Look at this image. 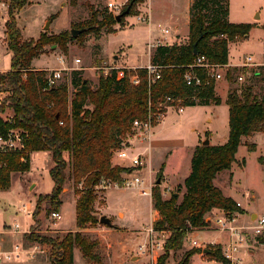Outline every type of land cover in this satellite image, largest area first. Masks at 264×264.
<instances>
[{
    "label": "trees",
    "instance_id": "1",
    "mask_svg": "<svg viewBox=\"0 0 264 264\" xmlns=\"http://www.w3.org/2000/svg\"><path fill=\"white\" fill-rule=\"evenodd\" d=\"M144 1L127 0L123 10L129 7L128 15H136L137 6ZM26 2L9 0L7 7L8 19L4 26L10 52L9 70L0 73V87L9 95L0 109L9 107L13 111L14 123L5 128L25 129L28 139L20 151L0 152V190L9 189L12 172L23 173L30 169V153L48 152L52 162L48 173L53 188L50 193L38 195L32 218L36 222L40 202L44 198L48 199V206L44 209L46 216L58 211L62 203V189L70 178L73 187L80 182L86 187V190L76 192L75 221L76 228L80 230L62 235H34L29 232L24 237L48 249L50 264H75V247L79 249L81 257L97 262V242L81 229L95 221L91 214L95 200L93 186L101 178L118 180L120 172L124 170L122 166L111 163L112 152L133 137L132 122L145 119L149 110L156 111L157 104L165 97L181 98L184 107L219 104L220 98L215 94L212 80L195 87L185 84V66L192 62L194 49L212 63H227L228 44L237 36H247L252 24L228 20L229 0H191L187 40L157 45L150 53V63L161 67L158 78H149L144 67L112 68L97 79L95 86H91L81 70H73L68 82L64 76L56 84L47 86V70L32 68V60L42 53L46 45L57 44L65 53L72 37L67 33L42 32L35 39L23 40L14 13ZM98 8V5L88 3L86 26L73 24L74 27L84 28L77 39L87 34L100 39L103 34L112 33L113 26L125 18L116 22L114 13L106 8ZM261 66L251 69L250 74L245 73V80L227 91V140L217 145H202L200 142L193 148L189 173L182 182L184 192L181 199L178 200L179 188L171 192L168 198H163L160 183L152 186L150 201L158 214L152 227L169 232L156 264H165L169 254L181 248L187 232L207 227L206 215L211 210L218 209L224 214L243 211L232 198L223 195L213 179L220 171L230 169L242 136L264 132V70H261ZM196 72L205 78L202 71ZM235 72L246 71L228 69L226 78L230 82L235 81ZM22 73L25 74L24 78ZM133 74L139 78L136 85L130 82ZM246 146L248 151L255 149L254 144ZM258 160L264 167V158L259 157ZM256 239L264 244V237ZM196 253L210 256L223 264L228 263L221 255V246L217 245L204 249L193 247L183 254L179 264H187L188 258Z\"/></svg>",
    "mask_w": 264,
    "mask_h": 264
},
{
    "label": "rangeland",
    "instance_id": "2",
    "mask_svg": "<svg viewBox=\"0 0 264 264\" xmlns=\"http://www.w3.org/2000/svg\"><path fill=\"white\" fill-rule=\"evenodd\" d=\"M2 2L9 0H0ZM89 1L94 5H98V9L102 10L106 8V3L111 1L116 4H123L125 0H27L21 8L17 9L14 13L15 22L17 27L21 31V38L28 40L30 38H37L40 33L46 32L47 34L67 33L70 34L72 28L80 29L86 26V21L89 18V12L87 9ZM185 0H179L177 4L173 6V12L176 16L172 22L179 23V32L185 33V26L183 25L182 9ZM127 2V1H126ZM232 7L231 17L235 20L240 19H252L253 12L260 10L264 18V0H229ZM0 5V73H5L9 70V57L10 52L7 49V35L5 32V22L8 19L7 7ZM137 6L138 13H141ZM124 8V4L121 12ZM108 11H111L107 9ZM112 12V11H111ZM117 12V13H119ZM116 14L115 12H112ZM175 15V14H174ZM49 22L48 29L45 30V24ZM73 24H80L81 27H74ZM120 28L117 34L102 38L106 34L102 35L100 44H104V53L106 57L102 56L100 52L101 46L98 44L99 39H95L89 34L83 35L81 39H77L76 36H71L67 44V50L63 53L57 44L46 45L42 53L31 62V67L34 69L48 70L53 68L66 67L61 72V78L67 77L66 81L70 80L73 70H81V74L84 78L89 80L91 86L97 84V79L101 75H106L109 71L104 69L106 67L116 64L113 55H116L118 46L123 48V51L127 54H133L134 58L139 63L146 62L147 59V46L145 44V38L139 37V29L144 28V24L137 22L134 15L125 16L121 23H116ZM103 30V29H102ZM177 34L175 39L178 42H185L187 39L184 35ZM71 35V34H70ZM242 36L234 38L233 43L229 45V56L236 55L242 58L244 54L253 57V54L260 57L264 53V33L261 34L259 30L253 29L249 34L248 40L241 41ZM173 37L166 42L171 43ZM153 48H151V52ZM150 52V53H151ZM78 58L79 63H75L74 59ZM264 70V65L261 66ZM240 72L233 74L234 82H230L226 78L220 80L215 84V94H227L230 88L237 87L239 85L237 76ZM60 78V79H61ZM59 79V80H60ZM58 80V81H59ZM245 80V79H244ZM57 81V82H58ZM72 91V87L70 86ZM218 96V95H217ZM209 105V104H208ZM198 107H184L182 111L178 110L177 106L164 108V115L161 121L158 123L157 148L153 149L152 154L144 159V172L142 177L145 181V185L150 181L151 189L155 184V181L159 178L161 195L163 198H168L171 192L180 189L178 200L181 199L184 188L182 182L189 173L191 147L198 143V140L202 142L207 137L214 139H222L227 137L228 133V119L225 115L224 104L216 108L218 110V117H215L212 122L208 119L211 117L210 110H206L203 107L205 105H197ZM10 109H3L0 111V115L5 116L10 114ZM200 142L198 144H200ZM138 149L144 147L143 144L138 143ZM171 151L167 152V151ZM245 158V166H242V158ZM259 152L247 151L242 145L236 159L231 164L230 171L232 172L231 183L235 184L239 191L235 192L238 196H241L247 184L254 185L255 198L246 203H251V206L258 213V216L264 215V180L258 182V174H264V167L258 160ZM122 161L120 158L115 157L114 162ZM161 162H166L169 174H174V179L178 182L169 184V186H163L165 182L164 176H158L157 174L161 170ZM52 162L48 152L37 151L31 161L30 169L23 172L22 175L14 173L11 176L10 187L7 190H1L0 192V210L7 208L8 211H2L1 215L3 221L8 230L4 231L9 233L6 236L18 239L15 242H19V254L13 256L10 260H4V264H50L48 259V249L38 244L36 241H30L29 238H25L23 235L22 241L19 240L21 235H10L9 230L17 222L19 230H23L28 218L23 212L17 211L18 200L28 201L36 196V199L40 193L49 191L53 186V181L49 176L48 169ZM153 169L152 177H148L143 174H148V171ZM166 169V170H167ZM219 174H225L228 176V170H223ZM20 176V177H19ZM229 180L228 177L224 178ZM216 182V181H215ZM217 183V182H216ZM109 189V199L106 200V191ZM108 189H92L95 200L92 204L91 214L94 216L95 221H91L84 225L81 231L87 234L92 240L97 242V250L99 253V261L90 262L87 259L81 257V253L77 247L74 248V262L75 264H152L151 256L148 254L141 255L138 252L137 247L143 243L146 228L149 226V198L146 195L138 194L135 189H122L109 187ZM86 187H73L72 180L68 178L62 189L60 195L63 207L61 206L58 212L60 219H54L45 215V208L47 200L40 202V210L35 219L32 218V223L29 227L32 234L40 235H62L68 231L80 230L76 228L75 212L72 208V200H76V192L84 191ZM236 194V195H237ZM42 196V195H41ZM62 204V203H61ZM75 206V203H74ZM119 209H122L126 216L124 222H122V213H118ZM33 211V209H32ZM32 211L30 213L32 217ZM222 213V211H221ZM106 216L110 219L112 225L107 226L99 222L100 216ZM217 215V213H213ZM257 217V216H256ZM252 220H248L245 226H249V230L245 231L244 240L240 244L237 257L246 264H264V244L257 241V237H264V228L256 230L253 228L255 223ZM120 220V221H119ZM119 222V223H118ZM123 224H121V223ZM119 224V225H117ZM122 226V227H121ZM135 228V229H134ZM137 228V229H136ZM134 229V230H133ZM205 230L202 233L195 234L193 238L198 242L204 240H210L213 238L217 230L213 228L202 229ZM29 234V233H28ZM31 234V235H32ZM15 239V238H14ZM13 242L11 249L13 250ZM122 244L129 246L128 253L133 254L136 258L123 260L120 256V250L118 249ZM219 244H215L217 246ZM209 246L208 248H212ZM193 248L188 241L184 239V242L180 249L169 254L165 260V264H179L183 258V254L186 251ZM162 252V250L160 251ZM161 254V253H159ZM32 255V256H31ZM138 256V257H137ZM140 258V259H138ZM219 261L212 260L210 256H206L202 253H198L188 258L187 264H218Z\"/></svg>",
    "mask_w": 264,
    "mask_h": 264
},
{
    "label": "built area",
    "instance_id": "3",
    "mask_svg": "<svg viewBox=\"0 0 264 264\" xmlns=\"http://www.w3.org/2000/svg\"><path fill=\"white\" fill-rule=\"evenodd\" d=\"M7 1H0V5H7ZM107 9L112 12H119L123 4H116L111 1L106 3ZM135 20L140 23H148V17L137 13L134 15ZM158 30L161 32V36L155 39L154 42L147 43V51L151 52V48H155L157 45L169 44L167 41L168 29L162 26H158ZM79 59H74L75 63H79ZM262 64L257 63L252 56L244 54L240 62L232 64L227 61L225 64L212 63L203 54H195L192 62L185 66L183 73V79L187 86H200L202 83L208 80H212L214 84L226 78V73L230 68L245 69L246 72H240L237 76L238 83H242L245 79L246 74H250V70L261 66ZM117 67H106L104 69L110 70ZM147 70L148 77L151 79H156L159 77L160 66L151 64L150 61L144 66ZM66 67L53 68L48 70L46 76V85L51 86L57 83L61 78V72L65 70ZM135 69V68H131ZM200 70L204 73L205 78L199 75L196 71ZM246 73V74H245ZM22 78L25 74L22 73ZM139 78L136 74L130 77V82L132 85L138 84ZM9 92L0 87V108L5 103ZM177 106L179 111H182L184 106L181 104V98L165 97V99L157 104L156 111H148L147 116L143 120H134L132 122V127L134 129V135L131 137L125 145L118 148L112 152V155H116L121 160L127 161L125 165H120L124 168L119 174L118 180H110L106 178H101L93 186L94 189H108L109 187L122 188V189H135L138 194L151 196V185L150 181L145 185V181L142 177V169L144 167L145 154L150 146L151 138L153 135L154 126L162 119L164 115V108ZM5 109H10L5 107ZM1 111V109H0ZM11 113L5 116L0 115V152H14L20 151L24 148L25 142L28 139V132L20 127H7L6 125H12L14 123L13 111L10 109ZM62 122H60L61 124ZM131 140H136V147L139 144H143L144 147L135 150V147ZM82 183H78L77 187H81ZM239 206V203H236ZM237 212L232 214H224L223 212L218 215L207 214L206 221L208 226L204 229L213 228L218 232H223L227 234L226 242L221 246V255L228 262L227 264H244L241 259L237 257V253L240 248L241 242L244 240L245 231L249 230V226L236 224ZM50 216L54 219H60L61 215L58 212H51ZM255 226L254 229L259 230L264 228V215L257 216L253 221ZM19 231L18 223L15 222L13 227L9 230L11 233H16ZM30 231H26L29 233ZM191 232H187L185 235V240L190 243L192 247L208 248L209 246H214L215 243L212 241L208 242H197L193 240L190 236ZM169 232L167 230H154L152 224L146 228L144 242L141 243L137 249L141 255H150L152 259V264H156L157 258L161 253L165 239L168 237ZM19 245L15 244L13 250L10 252H5L0 246V257L7 260L11 259L13 256H18ZM32 256V255H31ZM218 264H223L221 261Z\"/></svg>",
    "mask_w": 264,
    "mask_h": 264
},
{
    "label": "crops",
    "instance_id": "4",
    "mask_svg": "<svg viewBox=\"0 0 264 264\" xmlns=\"http://www.w3.org/2000/svg\"><path fill=\"white\" fill-rule=\"evenodd\" d=\"M126 1L127 0H125L123 2V4H125ZM190 1L191 0H185L184 3L182 4L183 5V9L182 10L183 11H182L181 16H182V19H183V25L185 26V33L184 34H181L179 32V28H178L179 23L178 22H172L173 19H174V16H176L175 11L173 12V6L175 4H177L179 2V0H145L143 3H141V6L139 7V9L141 10V14H143V15L148 17V23L147 24L142 23L145 26H144L143 29H139L138 30V32L140 33V35L138 34V36L139 37H143V38L146 37L145 38L146 46H147V43L154 42L155 39H157V38H159L161 36V32L158 30V26L159 25L168 29V34L166 36L167 40L173 37L174 39H173L172 42H176L177 40L175 39V36L177 34L184 35L185 38L187 39L188 22H189L188 9H189V5H190ZM83 3L92 4L89 1H85ZM231 14H232V7H231V4L229 2L228 20L230 22H232V23H250V24H252L247 36L241 37V40L236 42V43H241V41L243 42V41L248 40L249 34L253 31V29L259 30L261 34L264 33L263 32L264 18L262 16V12L260 10H256V11L253 12L252 19L235 20V19H233L231 17ZM113 28H114V31L112 33L106 34L102 38H104V37L107 38L109 36H113V35L117 34V31L120 28L118 27L117 24H115L113 26ZM102 38L99 39V41H98L99 43L98 44L101 46L100 52L102 53V56L106 57V53H104V51H105L104 50L105 47L103 46L104 44H100V41L102 40ZM230 43H233V42H230ZM230 43L228 44V60L227 61L232 63V64H235V63L240 62L241 58L237 57L236 55L229 56V45H230ZM119 46H121V45H119ZM119 46L117 47L118 50L116 51L117 52L116 55L112 56L113 59H115V62H116V64H114L113 67H117V68L144 67L150 61V53H147L146 62L139 63V61H137V59L134 58V55L132 53L131 54H128V53L126 54L123 51V54H121V51H122L123 48H120ZM253 57H254V60L257 63L264 65V53L260 57H258L255 54H253ZM217 82H219V81H217ZM216 95H218V97L220 98V103L219 104H209V105H205V106H200V107H203L205 109V111L208 110V109L210 110V115L209 116H211V117L208 119L209 122H212V120L215 117H218V115H217L218 114V110H216V108L220 107L221 104H224V107H225L224 113H225V115H227V119H228V106L225 103L226 93H224V94L216 93ZM192 107L194 108V107H198V106L194 105V106H191V108ZM158 123L153 128V135H152V138H151V143H150V146L148 147V149L146 151V154H145L146 158H147V156L149 157V155L152 154L154 148L158 147L157 142H156V140H157L156 134L158 133V131L155 132L156 129L158 130V128H157L158 127ZM227 137H228V133H227ZM227 137H226V139L225 138L218 139V140L214 139L215 141H213L212 136L211 137H207V139L209 140V144L217 145V144H223L227 140ZM131 141H132V143H133V145L135 147V150H138L137 147H136V145H137L136 144V140H131ZM199 142H200V140H198V143ZM198 143H196L195 145H193L191 147V152L193 151V148L196 145H198ZM246 144H254L255 149L252 150L251 152H255V150H257L259 152V157L264 158V132H255V133L251 134L250 136H242L241 139H240V144H239V146L237 148V151L235 153V159H236V154L238 153V150H239V148L242 145L248 151ZM36 152L37 151H34V152L30 153V165H31L32 157H33V155ZM167 152L171 153L170 150L167 151ZM115 157H117V156L116 155H112V157H111V163L113 165H119L120 166V165H125L127 163V161H124V160L119 161V162H114ZM162 163H163V167L161 168L160 171L163 173L161 175L164 176V178L166 179L165 182L163 183V186H169V184H171V183L178 182V180L174 179V174H169V169H167L166 162H161V164ZM241 163H242L241 164L242 166H245V158L244 157L242 158ZM144 168H145V166L143 167L142 172H144ZM227 170H228V176L226 174H225V176H223V174L217 173L215 178L213 179V183H214V185L216 187H218L221 190V192L223 193L224 196L230 197L236 203H239V207L243 211L241 213H237L238 215L236 217V224L245 225V223L248 220H252L256 216H258V213L251 206V203H249V202L246 203L245 202V199H247V201L248 200L251 201V199L255 198V191H254L255 186L254 185L250 186V183L247 184L245 189H244V191H243V193L241 194V196H238V194L235 193V192L239 193L238 189L235 188L236 185L231 183L232 172L230 171V169H227ZM153 171L154 170L151 169L150 171H148V174H143V175H146V176H148L150 178L153 175L152 174ZM14 173H19V175H22L21 172H12L11 176ZM226 177L229 178L228 182H227V180L224 179ZM262 179L264 180V174H258V176H257L258 182H262ZM52 188H53V186H52ZM52 188L49 191H47L45 193L42 192L40 194L50 193ZM3 191L0 190V192H3ZM109 195L110 194H109V189H108L106 191V194H105L107 201L109 199ZM148 198H149L148 199L149 200V203H148V206H149V224L148 225H151L152 222L158 217V214L153 209V207L151 205L150 197H148ZM35 201H36V196L33 199V201H31V200L24 201V202L22 200H18L17 201L19 203L18 206L16 207L17 211L18 212H23L25 214V216L28 218V220L25 223V227H24L23 230H19L16 233H10V235H16V234L21 235V237L19 239L21 241H22L23 235L26 233L27 230H29V227H30V225L32 223L31 222L32 221V217H31L30 213H31L32 209L34 208ZM75 201L76 200H74V199L72 200V202H73V204H72L73 212H75V206H74ZM62 207H63V202L61 204V211H62ZM2 211H8V209L4 208ZM2 211L0 210V215H1ZM118 213H122V217H121L120 220H122V222H124L125 217H128V216H126V213L122 209H119ZM213 213H217V215H218V214H221V211L218 210V209H213V210H211V212L209 214L213 215ZM121 224H123V223H121ZM117 225H119V224H117ZM6 227H8V226L5 225V222L3 221L2 216H0V246H1L3 251L10 252L12 250L10 248L11 245L13 244V242H15V240H18V239L15 236H14L15 239L6 236L7 234H9V233H5L4 232V231L8 230ZM204 231L205 230H202V229L194 230V231L191 232L190 236L193 238V236L195 234L202 233ZM215 234L216 235H214L212 239L204 240V241L205 242L212 241L215 244H219V246H222L227 240V234L223 233V232H218V231H216ZM143 238H145V236ZM193 240H195V239L193 238ZM15 243H17V242H15ZM18 243H17V245H18ZM19 244H21V243H19ZM129 248L130 247L127 246L126 244H122L118 248L120 250V256L122 257V259L124 261L127 260V259H130V258L132 259V257H133V254L129 255V253H128ZM197 255H198V253L194 254V257L197 256ZM138 259H140V258H138ZM4 260H7V259H5L3 257L2 258L0 257V264H4L5 263ZM244 264H246V263H244Z\"/></svg>",
    "mask_w": 264,
    "mask_h": 264
},
{
    "label": "water",
    "instance_id": "5",
    "mask_svg": "<svg viewBox=\"0 0 264 264\" xmlns=\"http://www.w3.org/2000/svg\"><path fill=\"white\" fill-rule=\"evenodd\" d=\"M128 10H129V7H126V8H125L124 10H122L121 12L116 13V14H115V20H116V22H118L122 17L127 16V15H128ZM48 25H49V22H46L45 27H44L45 30L48 29ZM83 31H84V28H80V29L72 28V29L70 30V34H71V36H76L78 33H81V32H83ZM194 52H195V54H197V52L195 51V49H194ZM201 144H202V145H208V144H209V140L206 138V139H204V140L201 142ZM155 183H156V184H159V183H160L159 178L155 181ZM99 222H100L101 224H105V225H107V226H111V225H112L110 219H109L108 217L104 216V215H102V216L99 217ZM135 258H136V256H133V257H132L133 260H134Z\"/></svg>",
    "mask_w": 264,
    "mask_h": 264
}]
</instances>
